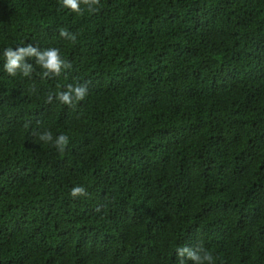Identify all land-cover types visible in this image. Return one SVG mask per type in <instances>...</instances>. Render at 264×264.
<instances>
[{
    "label": "trees",
    "instance_id": "16d2710c",
    "mask_svg": "<svg viewBox=\"0 0 264 264\" xmlns=\"http://www.w3.org/2000/svg\"><path fill=\"white\" fill-rule=\"evenodd\" d=\"M27 44L71 68L9 76L3 49ZM77 82L83 101L55 99ZM197 244L264 264V0H0V264H177Z\"/></svg>",
    "mask_w": 264,
    "mask_h": 264
},
{
    "label": "clouds",
    "instance_id": "9594fccd",
    "mask_svg": "<svg viewBox=\"0 0 264 264\" xmlns=\"http://www.w3.org/2000/svg\"><path fill=\"white\" fill-rule=\"evenodd\" d=\"M59 8L66 9L77 15H83L85 12L94 14L99 11L100 0H59ZM59 36L73 43L77 41V35L64 28L59 30ZM2 56L4 60L3 70L11 77H15L17 74L23 77H31L34 67L32 63L26 62L27 59H34L35 65H38L42 70L43 78L58 77L63 70L71 68V63L66 61L61 56L60 49L55 47L43 50L33 44L17 46L15 48L6 47L3 49ZM87 95L88 83L77 82L69 84L63 91L57 92L55 99L62 105L74 107L77 102L83 101ZM53 98V95L49 94L46 97V102L51 103ZM36 135L40 141L51 143L59 152H63L69 144V136L65 133H61L55 138L53 137V133L47 130L42 133H36ZM86 195L87 191L82 185H74L70 189V196L72 198ZM175 255L177 264H187L188 261H191L192 264H213L214 261L212 253L204 248L202 244H197L196 246H177Z\"/></svg>",
    "mask_w": 264,
    "mask_h": 264
}]
</instances>
